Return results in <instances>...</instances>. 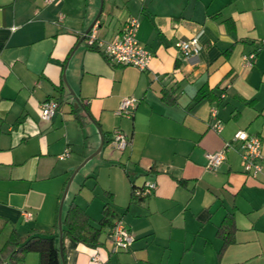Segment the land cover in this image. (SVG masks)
<instances>
[{"label":"crops","instance_id":"crops-1","mask_svg":"<svg viewBox=\"0 0 264 264\" xmlns=\"http://www.w3.org/2000/svg\"><path fill=\"white\" fill-rule=\"evenodd\" d=\"M132 17L153 54L144 71L85 42L93 22L107 41ZM196 34L201 49L184 58L176 43ZM251 52L253 64L243 67ZM201 88L220 97L197 101ZM128 96L137 104L118 116ZM47 99L59 103L49 122L39 109ZM239 129L260 138L264 156V0H0V246L13 229L59 237L70 168L102 139L94 164L73 176L62 218L74 202L96 225L109 202L113 221L122 220L135 240L112 251L107 233L96 247L63 235L64 264H264V159L252 176L235 147L224 150L218 168L206 167L207 153ZM115 130L129 138L123 151L111 146ZM148 181L153 192L131 202L132 187ZM229 214L235 230L220 253L216 231ZM37 263L30 252L16 264Z\"/></svg>","mask_w":264,"mask_h":264},{"label":"built area","instance_id":"built-area-1","mask_svg":"<svg viewBox=\"0 0 264 264\" xmlns=\"http://www.w3.org/2000/svg\"><path fill=\"white\" fill-rule=\"evenodd\" d=\"M56 0H43L45 4H52ZM62 16L59 14L58 19ZM139 21L137 18H129L121 27L118 35L110 40L104 41L99 39L97 35V26L93 25L89 32L85 33V42L88 47L99 49L102 55L112 62L124 66H133L140 71L147 70L153 54L148 51L139 41L137 32ZM198 34L186 40H179L176 43V48L184 58L197 55L201 49ZM255 60V53L251 52L243 56V67H249ZM137 104V99L132 96L124 97L115 111L118 116H129ZM59 103L55 99H47L39 106L41 120L49 122L57 112ZM212 118L216 117L214 108L210 110ZM221 124L216 121L213 124L215 130H219ZM129 138L120 130L113 132L111 145L114 149L123 151L129 145ZM237 147L244 172L256 176L262 173V165L260 160L264 159L261 153V140L257 135L251 134L244 129L237 130L232 137V140L224 143L221 150L207 153L206 167L208 169H216L225 159L224 150ZM69 155V150H65L58 156L59 159H64ZM154 182L148 181L144 186L136 190V194L143 196L150 195L155 189ZM23 216L26 220L31 218V213L25 211ZM110 243L112 251L127 250L134 242V236L122 220H117L112 225L110 231ZM96 258V257H94Z\"/></svg>","mask_w":264,"mask_h":264},{"label":"trees","instance_id":"trees-1","mask_svg":"<svg viewBox=\"0 0 264 264\" xmlns=\"http://www.w3.org/2000/svg\"><path fill=\"white\" fill-rule=\"evenodd\" d=\"M166 95L169 94H164V96ZM218 95V93L213 92V89L206 90L201 88L195 99L197 101L204 98L212 100L220 97ZM165 100L168 103L171 102L166 97ZM74 112L76 113L77 111L75 110ZM143 186L144 184L141 187H132L131 202H140L146 197L141 194H136V190L139 188L142 189ZM114 216L115 212L112 210L111 204L107 202L103 205L102 215L96 221L95 225L86 211L72 202L69 204L62 218L63 235L68 236L77 243H82L89 247H96L101 244V237L104 233H107L108 238L110 237V231L115 222L113 221ZM234 230L232 215L229 214L216 231L217 236L222 241L220 253L232 241ZM30 252L37 253V264H62L57 234H45L35 229L30 230L25 235H20L13 229L8 234L3 245L0 246V264H16L22 261Z\"/></svg>","mask_w":264,"mask_h":264},{"label":"water","instance_id":"water-1","mask_svg":"<svg viewBox=\"0 0 264 264\" xmlns=\"http://www.w3.org/2000/svg\"><path fill=\"white\" fill-rule=\"evenodd\" d=\"M101 11H102V4L100 5V8L98 10V13H97V16L96 18L99 17V15L101 14ZM94 22L86 29V33L90 31V29L92 28ZM63 81L65 83V86L67 87L69 93L71 96L75 97L73 91L71 90L70 86L68 85L65 77L63 76ZM103 144H104V141L101 139L100 141V144L99 146L97 147V149L91 153L88 157H86L83 162L73 170V168H70V170L73 171L71 177L69 178L66 186H65V189L63 191V194H62V197H61V200H60V203H59V207H58V213H57V226H58V231H59V237H58V247H59V253H60V257H61V262L62 264H64V260H63V253H62V238H63V232H62V205H63V200H64V197L67 193V190H68V187H69V184L73 178V176L79 171V169L81 167H83L85 165V163L87 161H89L90 159H92L94 156H96L102 149L103 147ZM112 146V145H111Z\"/></svg>","mask_w":264,"mask_h":264},{"label":"rangeland","instance_id":"rangeland-1","mask_svg":"<svg viewBox=\"0 0 264 264\" xmlns=\"http://www.w3.org/2000/svg\"><path fill=\"white\" fill-rule=\"evenodd\" d=\"M95 158H96V157L94 156L92 159H90V160L87 161V162H89V164H94V162H95ZM87 162H86V163H87ZM86 169H87V168L84 167L83 170H86ZM0 243H1V242H0ZM111 248H112V246H111Z\"/></svg>","mask_w":264,"mask_h":264}]
</instances>
